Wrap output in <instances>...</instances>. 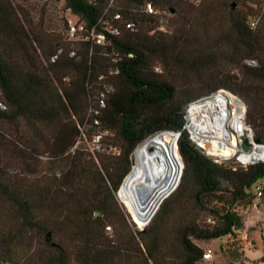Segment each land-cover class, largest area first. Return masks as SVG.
<instances>
[{"label":"trees","instance_id":"1","mask_svg":"<svg viewBox=\"0 0 264 264\" xmlns=\"http://www.w3.org/2000/svg\"><path fill=\"white\" fill-rule=\"evenodd\" d=\"M62 1L85 31L47 42L0 0V264H213L195 241L243 228L239 210L264 185V163L213 162L182 129L183 109L225 89L264 143V0ZM147 2L169 14L168 32L149 33L159 19ZM170 132L179 133L178 185L153 217L119 201L135 225L151 220L130 231L115 193L133 175L136 147ZM244 260L227 250L226 264Z\"/></svg>","mask_w":264,"mask_h":264},{"label":"built area","instance_id":"2","mask_svg":"<svg viewBox=\"0 0 264 264\" xmlns=\"http://www.w3.org/2000/svg\"><path fill=\"white\" fill-rule=\"evenodd\" d=\"M144 11L147 14L156 13L150 2L145 3ZM114 18H119V15L115 14ZM256 23L257 20L255 18L249 20L251 28H254ZM134 25V23L129 22L125 24V27L133 29ZM160 30L164 29L161 28ZM84 31V24L75 21L68 24L66 37L73 39ZM107 31L110 34L118 32L117 28L114 27L109 28ZM88 36L94 44L105 43V35L97 32L94 26H91L88 30ZM59 52L60 49L57 50V53ZM71 54L73 52H70ZM56 55L51 56L50 61H53ZM244 64L255 66L256 61L245 59ZM155 70L160 71V68L156 66ZM5 109L6 105L0 96V111ZM182 129L188 133L195 146L201 147L203 143H208V147L203 149L202 154L213 162H233L244 167L264 163V143L254 138V129L246 120L244 102L225 89H218L209 95L188 103L183 109ZM97 141L98 137H95L93 148L96 150L98 149ZM244 144L247 146L244 147ZM253 194L254 198L251 206L256 209L261 207L264 212L263 181H258L254 185ZM256 223L261 247L264 251V213L257 219ZM210 258H212V253L209 250H205L202 253V260L208 261Z\"/></svg>","mask_w":264,"mask_h":264},{"label":"rangeland","instance_id":"3","mask_svg":"<svg viewBox=\"0 0 264 264\" xmlns=\"http://www.w3.org/2000/svg\"><path fill=\"white\" fill-rule=\"evenodd\" d=\"M11 1L19 10V14L21 16L23 14L24 19L28 21L31 29L34 31L36 35H38L47 42L52 41L60 36L68 39L66 37V29L69 23H74L76 21V18L64 7L62 0H11ZM186 1L194 5L201 4L203 2V0H186ZM155 15L158 16L159 20L156 23V26L149 33L168 32L169 31L168 27H170L169 14L166 12H160L156 10ZM257 18L258 17H255L256 20ZM161 28H163L164 30H160ZM4 40L6 41L7 44L10 43V39L4 38ZM168 140L170 142L171 141L174 142V134H168ZM81 144L82 147L85 148V152L86 151L89 152V150H91L90 147L91 145L89 142L82 141ZM41 160L44 161L45 157H41ZM120 190L118 191L117 196L115 193V197L120 207L122 208L123 212L126 214V220L129 230L133 231L134 228H138V227L132 222L123 205L135 218L140 215L131 212L128 209L127 200L123 196V188L121 192ZM161 203L159 204L155 213L158 211ZM258 210L256 215L254 210L252 209V206H249L247 208H242L239 210L244 222H243V228L241 230H238L235 236L234 235L222 236L206 242L195 241L204 251L209 250L212 253V258H210V260H208L207 262L213 264H226L227 250L232 249V247H237V249L241 251L242 257L246 259L244 260V264H264V251L261 247V242L259 243L257 239L255 240V236H256L255 216H260L264 213L261 207H259ZM150 221H148V223ZM106 231H107L106 233H110V230H106ZM31 245H34V243ZM4 264H9V263H4Z\"/></svg>","mask_w":264,"mask_h":264},{"label":"bare ground","instance_id":"4","mask_svg":"<svg viewBox=\"0 0 264 264\" xmlns=\"http://www.w3.org/2000/svg\"><path fill=\"white\" fill-rule=\"evenodd\" d=\"M181 165L175 142L168 140V134L146 138L134 151L133 175L123 182L128 209L141 217L152 216L155 206L175 187Z\"/></svg>","mask_w":264,"mask_h":264},{"label":"water","instance_id":"5","mask_svg":"<svg viewBox=\"0 0 264 264\" xmlns=\"http://www.w3.org/2000/svg\"><path fill=\"white\" fill-rule=\"evenodd\" d=\"M173 134H174V142H175V145H176V140H177V137H178V132H172ZM244 147H246L247 145L246 144H244L243 145ZM208 147V143H203V145L200 147V146H195V148H196V150L198 151V152H200V153H202V151H203V149L204 148H207ZM181 164H182V161H181ZM181 173H182V165H181V168H180V173H179V176H178V178H177V183H176V185H175V187L173 188V190L176 188V186L178 185V182H179V180H180V176H181ZM173 190H171V191H173ZM161 203V202H160ZM160 203H158L156 206H155V208L153 209V215H154V213H155V211L157 210V208H158V206H159V204ZM133 222V221H132ZM134 223V222H133ZM148 223V222H147ZM147 225V224H146ZM138 227V226H137ZM144 227V226H143ZM143 227H138L139 229H143Z\"/></svg>","mask_w":264,"mask_h":264},{"label":"crops","instance_id":"6","mask_svg":"<svg viewBox=\"0 0 264 264\" xmlns=\"http://www.w3.org/2000/svg\"><path fill=\"white\" fill-rule=\"evenodd\" d=\"M252 209L254 210V212H255V215H256V213L259 211L258 209H256V208H254V207H252ZM256 210V211H255ZM258 210V211H257ZM261 216V215H260ZM260 216H255V224H256V221H257V219L260 217ZM255 234H256V236H255V240L257 239V241H259V243H260V236H259V232H258V229L256 228V230H255ZM255 244H256V241H255Z\"/></svg>","mask_w":264,"mask_h":264}]
</instances>
